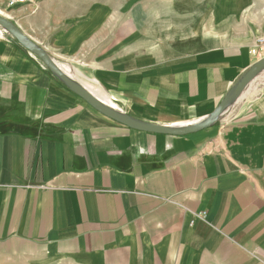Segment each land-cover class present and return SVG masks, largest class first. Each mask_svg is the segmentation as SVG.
Masks as SVG:
<instances>
[{
  "label": "crops",
  "instance_id": "crops-1",
  "mask_svg": "<svg viewBox=\"0 0 264 264\" xmlns=\"http://www.w3.org/2000/svg\"><path fill=\"white\" fill-rule=\"evenodd\" d=\"M3 15L100 101L158 126L204 120L264 57V0H32ZM0 264H264V81L207 129L141 132L0 30Z\"/></svg>",
  "mask_w": 264,
  "mask_h": 264
},
{
  "label": "water",
  "instance_id": "water-1",
  "mask_svg": "<svg viewBox=\"0 0 264 264\" xmlns=\"http://www.w3.org/2000/svg\"><path fill=\"white\" fill-rule=\"evenodd\" d=\"M0 30L13 39L22 49L39 60L45 69L68 90L82 99L88 106L106 118L132 130L172 136H186L207 129L219 121L224 113L240 98L244 90L254 80L264 74V57L254 63L231 87L216 109L204 120L185 125L158 126L142 122L112 108L100 101L83 85L67 76L55 59L39 47L6 17L0 15Z\"/></svg>",
  "mask_w": 264,
  "mask_h": 264
},
{
  "label": "built area",
  "instance_id": "built-area-1",
  "mask_svg": "<svg viewBox=\"0 0 264 264\" xmlns=\"http://www.w3.org/2000/svg\"><path fill=\"white\" fill-rule=\"evenodd\" d=\"M31 1L32 0H0V15L4 16L3 15V10L4 9L14 8V7L19 6V5L23 6V5H25V4H27L28 2H31ZM42 67L44 68L43 65H42ZM259 79L261 80L259 82L264 81V74L261 75L259 77ZM202 216H203V213L202 214L200 213L198 215L199 218H202Z\"/></svg>",
  "mask_w": 264,
  "mask_h": 264
},
{
  "label": "rangeland",
  "instance_id": "rangeland-1",
  "mask_svg": "<svg viewBox=\"0 0 264 264\" xmlns=\"http://www.w3.org/2000/svg\"><path fill=\"white\" fill-rule=\"evenodd\" d=\"M5 10V9H4ZM3 10V11H4ZM264 45V44H263ZM64 58V57H63ZM65 59V58H64ZM60 67H61V69L64 71V68H65V66H69L71 69H73L70 65H69V63H62V65H59ZM259 81H261L260 79H259ZM80 83H82V84H86V82L84 81V80H80Z\"/></svg>",
  "mask_w": 264,
  "mask_h": 264
},
{
  "label": "trees",
  "instance_id": "trees-1",
  "mask_svg": "<svg viewBox=\"0 0 264 264\" xmlns=\"http://www.w3.org/2000/svg\"><path fill=\"white\" fill-rule=\"evenodd\" d=\"M15 45H17L22 51L26 52L24 49H22L13 39H11L10 37H8Z\"/></svg>",
  "mask_w": 264,
  "mask_h": 264
},
{
  "label": "bare ground",
  "instance_id": "bare-ground-1",
  "mask_svg": "<svg viewBox=\"0 0 264 264\" xmlns=\"http://www.w3.org/2000/svg\"><path fill=\"white\" fill-rule=\"evenodd\" d=\"M65 73V72H64ZM67 75V74H66ZM68 76V75H67ZM70 77V76H69ZM71 79H73V77H70ZM74 81H76L75 79H73ZM77 82V81H76Z\"/></svg>",
  "mask_w": 264,
  "mask_h": 264
}]
</instances>
